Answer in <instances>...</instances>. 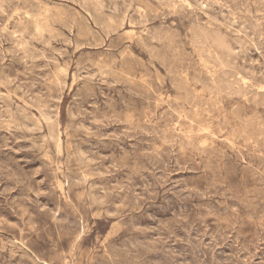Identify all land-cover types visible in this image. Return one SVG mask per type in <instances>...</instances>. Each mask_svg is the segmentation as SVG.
I'll use <instances>...</instances> for the list:
<instances>
[{"label":"rangeland","instance_id":"1","mask_svg":"<svg viewBox=\"0 0 264 264\" xmlns=\"http://www.w3.org/2000/svg\"><path fill=\"white\" fill-rule=\"evenodd\" d=\"M0 264H264V0H0Z\"/></svg>","mask_w":264,"mask_h":264},{"label":"bare ground","instance_id":"2","mask_svg":"<svg viewBox=\"0 0 264 264\" xmlns=\"http://www.w3.org/2000/svg\"><path fill=\"white\" fill-rule=\"evenodd\" d=\"M59 10V9H58ZM27 14V13H26ZM235 19V18H234ZM80 38H82V37H80ZM78 45V44H77ZM88 45V44H87ZM98 45V44H97ZM96 46V45H95ZM76 49V48H75ZM255 71V70H254ZM253 72V71H252ZM49 77V76H48ZM138 79V78H137ZM44 80V79H43ZM49 80V79H48ZM59 85V84H58ZM48 87V86H47ZM61 88V87H60ZM38 95H40V94H38ZM72 116H73V114H72ZM74 117V116H73ZM17 119V118H16ZM209 120V119H208ZM18 122V121H17ZM11 123V122H10ZM208 124V123H207ZM210 124V123H209ZM9 125V124H8ZM4 126V125H3ZM224 129V128H223ZM235 131V130H234ZM229 132V131H228ZM212 133V132H211ZM215 135V134H214ZM231 135V134H230ZM207 139H209V138H207ZM54 140H56V139H54ZM231 140V139H230ZM243 140H244V138H243ZM58 141V140H57ZM197 142V141H196ZM236 144V143H235ZM232 146V145H231ZM205 147V146H204ZM221 147V146H220ZM238 148V147H237ZM202 151V150H201ZM213 152V151H212ZM82 153V152H81ZM258 156V155H257ZM223 158V157H222ZM88 159V158H87ZM197 161V160H196ZM242 173V172H241ZM88 175V174H87ZM75 180V179H74ZM224 184V183H223ZM80 185V184H79ZM259 196V195H258ZM89 199V198H88ZM262 201V200H261ZM92 203V202H91ZM121 205V204H120ZM94 214V213H93ZM109 214V213H108ZM95 217V216H94ZM250 219H252V218H250ZM85 230V229H84ZM109 236V235H108ZM104 254V253H103Z\"/></svg>","mask_w":264,"mask_h":264}]
</instances>
